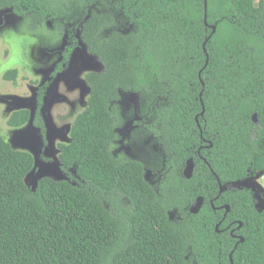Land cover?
I'll return each mask as SVG.
<instances>
[{
    "label": "trees",
    "instance_id": "16d2710c",
    "mask_svg": "<svg viewBox=\"0 0 264 264\" xmlns=\"http://www.w3.org/2000/svg\"><path fill=\"white\" fill-rule=\"evenodd\" d=\"M6 9L30 31L89 10L82 41L102 69L86 74L87 102L59 144L76 182L30 185L34 155L0 129V264H264L253 190L220 193L264 171V0H0ZM122 92L156 104L159 185L141 159L114 152ZM30 118L22 109L8 122Z\"/></svg>",
    "mask_w": 264,
    "mask_h": 264
},
{
    "label": "rangeland",
    "instance_id": "374dc122",
    "mask_svg": "<svg viewBox=\"0 0 264 264\" xmlns=\"http://www.w3.org/2000/svg\"><path fill=\"white\" fill-rule=\"evenodd\" d=\"M89 15V10L74 12L61 20V28L46 24L30 31L25 19L0 10V129L15 149L34 155L35 167L27 179L30 185L42 177L76 182L75 170L66 171L60 164L59 144L68 142L72 123L87 102L86 74L102 69L82 41ZM12 69L18 70L16 81L4 77ZM118 106L121 123L114 152L141 159L147 166L146 178L159 185L167 171V152L147 129L156 104H148L136 93L122 92ZM22 109L30 110L29 122L19 128L10 126L12 113ZM228 188L253 190L257 209L264 210V171Z\"/></svg>",
    "mask_w": 264,
    "mask_h": 264
},
{
    "label": "water",
    "instance_id": "95a60500",
    "mask_svg": "<svg viewBox=\"0 0 264 264\" xmlns=\"http://www.w3.org/2000/svg\"><path fill=\"white\" fill-rule=\"evenodd\" d=\"M206 10H207V3H206ZM215 31H216V27L213 26V33H212V35L215 33ZM203 113H204V111H203ZM254 120H255V122H257V116H256V114L254 115ZM193 172H194V159L193 158H190L187 161L186 167L184 169V175H185L186 178L190 179L193 176ZM242 182H244V181H242ZM237 183H240V182H237ZM233 184H235V183L228 184L226 186H221L220 193H222L225 189H227V186L233 185ZM203 201H204L203 197H198L197 200L192 204L190 211L192 213H194V214H197L200 211V209H201V207L203 205ZM228 211H229V206H226V213ZM241 225L242 224H240V226ZM243 240L244 239H241V241H243ZM237 245L238 244H236V247H237Z\"/></svg>",
    "mask_w": 264,
    "mask_h": 264
},
{
    "label": "flooded vegetation",
    "instance_id": "af4514ba",
    "mask_svg": "<svg viewBox=\"0 0 264 264\" xmlns=\"http://www.w3.org/2000/svg\"><path fill=\"white\" fill-rule=\"evenodd\" d=\"M67 62H68V58H65V60H64V62H63V64L65 65V64H67ZM86 77V76H85ZM83 110V109H82ZM204 202V201H203ZM226 212H225V214H224V217L226 216ZM231 226V225H230ZM229 226V227H230ZM231 234H233V230L231 231ZM235 237H237V236H235Z\"/></svg>",
    "mask_w": 264,
    "mask_h": 264
}]
</instances>
